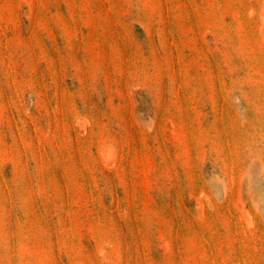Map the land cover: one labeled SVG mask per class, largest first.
I'll use <instances>...</instances> for the list:
<instances>
[{
  "label": "rangeland",
  "instance_id": "1",
  "mask_svg": "<svg viewBox=\"0 0 264 264\" xmlns=\"http://www.w3.org/2000/svg\"><path fill=\"white\" fill-rule=\"evenodd\" d=\"M0 264H264V0H0Z\"/></svg>",
  "mask_w": 264,
  "mask_h": 264
}]
</instances>
